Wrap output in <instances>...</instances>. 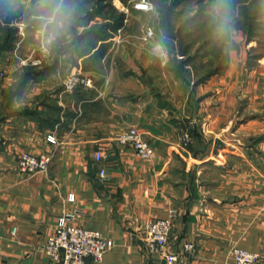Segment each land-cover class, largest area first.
<instances>
[{
  "label": "crops",
  "instance_id": "obj_1",
  "mask_svg": "<svg viewBox=\"0 0 264 264\" xmlns=\"http://www.w3.org/2000/svg\"><path fill=\"white\" fill-rule=\"evenodd\" d=\"M44 10L24 6L9 26L26 25L29 33L0 54V68L9 72L0 82V264H60L42 248L58 216L73 210L81 213L76 224L100 231L111 246L93 264H227L234 248L258 253L254 264H264V56L254 51L256 40L241 48L240 35L225 68L202 80L170 62L156 70L136 54L112 53L117 30L100 56L68 48L54 63L52 48L28 75L10 53L18 43L27 53L40 44ZM96 20L59 24L55 44ZM37 48L23 58L37 56ZM241 49L249 59L236 62ZM76 71L91 84L68 91L63 79ZM131 126L153 146L150 159L117 142ZM184 132L192 139L186 147ZM24 154L51 161L26 174L18 167ZM170 215L172 263L144 244L147 225Z\"/></svg>",
  "mask_w": 264,
  "mask_h": 264
},
{
  "label": "rangeland",
  "instance_id": "obj_2",
  "mask_svg": "<svg viewBox=\"0 0 264 264\" xmlns=\"http://www.w3.org/2000/svg\"><path fill=\"white\" fill-rule=\"evenodd\" d=\"M166 1L168 12L163 23L162 15L157 11L156 6L153 11L138 7L141 0H105V3H101L103 9L100 13L95 12L100 0H0V46L5 41L3 40L4 37L9 32L14 31L13 27L3 25L7 10H14L19 3H23L25 7L35 8V4H37L39 8L45 9L41 18L42 28L45 26V29L52 31L56 37L61 31V27L70 24L77 25L79 22L81 24L85 23L86 21L83 19L84 11L92 13V18L93 16L97 17V22H102L105 17L112 19L116 17L117 13L124 11L123 25H126L124 28H118L117 41L116 44L113 43L112 45L114 46L112 53L130 52L136 54L138 59L142 57L145 60L147 59L150 67L156 70L163 66L169 67V62L171 63L170 67L174 68L178 65L175 59L182 60L185 61L183 68L191 75L193 74L195 80L206 79L205 75L210 66L212 69L217 67L224 55L227 57L226 65L229 57L228 53L232 48H236L234 45L236 46L237 38L240 35L242 37L239 38L241 39V48L243 42L254 38L257 42L254 51L264 56V0H179L176 4L173 3L175 0ZM77 8L80 9L79 12L81 13L79 15L82 18L74 15L73 11ZM91 9L94 11L91 12ZM224 17H226V21L223 19ZM209 21L217 25L218 28L206 30L210 25ZM59 24L61 27H59ZM147 27L153 28L155 36L144 40L142 35ZM27 33L29 32H27L25 25V27L17 29L14 36L16 39L17 35H22L24 38L27 37ZM34 34L31 33L32 37ZM212 36L216 37L219 46L222 45L220 56L214 55L213 52L207 53L210 47L208 41ZM30 37L27 39L31 42ZM122 37L124 38L122 39ZM156 37L164 40V42L166 41V46L162 45V48L157 46L159 43H157L158 39ZM38 45L36 47H39ZM24 47L22 43H18L15 51L12 54L10 53L12 59L14 57L23 58L22 54L26 52ZM36 47L32 45L33 49H36ZM33 49L31 52L26 53L30 55ZM180 50L182 54H180ZM246 55L244 59L245 53L241 49V53L237 51L234 55V60L239 62L243 58V62L244 60L247 61L249 58L248 54ZM160 61L165 64H160ZM4 65L2 64L1 67L3 68L0 69H7Z\"/></svg>",
  "mask_w": 264,
  "mask_h": 264
},
{
  "label": "built area",
  "instance_id": "obj_3",
  "mask_svg": "<svg viewBox=\"0 0 264 264\" xmlns=\"http://www.w3.org/2000/svg\"><path fill=\"white\" fill-rule=\"evenodd\" d=\"M138 7L153 11L155 4L153 0H141L138 3ZM153 36H155L153 28L147 27L142 38L148 40L153 38ZM55 40V34L52 31L45 30L37 48L38 55L22 58L20 63L31 66L41 65L50 58V51ZM6 76L7 72L0 69V81L5 79ZM90 84V78L79 71L72 72L63 79V86L68 91ZM116 140L119 144L131 148L140 158L150 159L154 154L153 146L143 138L142 133L135 126H131L120 133ZM47 141L55 142L52 136H48ZM179 141L185 147L192 143L191 137L186 132L180 134ZM95 158L100 160L102 154L100 152L95 153ZM50 161V155L38 157L24 154L18 161V167L23 173L32 174L46 170ZM100 175L102 178L105 177L103 169L100 171ZM68 201L73 202L74 195H69ZM80 214L79 210H73L58 216L57 229L48 237L42 248L52 262L60 264H93L94 262H100L105 253L110 250L111 246L100 231L87 229L76 224ZM172 222V215L165 219L152 221L147 225L144 235V244L149 252L161 255L168 263L176 260V256L166 250ZM185 248L190 251L193 249V245L188 244ZM258 259V253L234 248L231 251V260L227 264H254Z\"/></svg>",
  "mask_w": 264,
  "mask_h": 264
},
{
  "label": "trees",
  "instance_id": "obj_4",
  "mask_svg": "<svg viewBox=\"0 0 264 264\" xmlns=\"http://www.w3.org/2000/svg\"><path fill=\"white\" fill-rule=\"evenodd\" d=\"M179 0H175L173 3L176 4L178 3ZM101 3H105V0H100L99 4L96 6L95 12L100 13L103 9V6ZM167 1L166 0H158V3L155 4L157 11H159V13H161L162 15V21L164 23V20L167 18V12L168 9L166 7L167 5ZM80 5V4H79ZM169 6V5H168ZM77 7V6H76ZM10 11H12L11 9L7 10L8 14ZM80 9H74L73 13L75 16L77 17H81L79 14L81 12H79ZM94 10L91 9V12H93ZM79 12V13H77ZM85 15L83 17V19L85 20H90L91 14L87 11L83 12ZM82 18V17H81ZM123 21H124V14L123 13H117L116 17L112 18V19H108L107 17H105L103 19L102 22L94 24L92 26H90L87 29H84L81 33H78V31L73 28V38L68 41L63 43V45H58L55 44L54 41V45H53V49H54V63H56L58 57L66 50V49H71L75 54L81 56V55H89V54H93L95 56H100L101 54H103L104 52V47H105V42L106 40H108L109 38H111L112 32H115L116 30H118V28H120L123 25ZM209 26L206 28V30H215L218 28L217 25H215L214 23H210L209 21ZM4 26H8L9 25L5 24ZM163 26V24H162ZM14 32H16V30L14 29V31L9 32L7 36L4 37L3 40H5L1 46H0V54L5 52L6 50H9L10 47H12L13 44V40L16 39V37L14 36ZM215 32V31H214ZM216 34V32H215ZM210 44V47L207 51V53L209 52H213L214 55L216 56H220L221 54V50H222V45L219 46L218 45V40L216 39L215 36H212L210 38V40L208 41ZM222 56V55H221ZM227 60L226 55H224L223 57H221V61L220 64L215 67V68H210L208 69L207 74L205 75L206 78L221 72L224 68H225V62ZM185 61L180 60L178 62V65L175 66L176 70H181L183 68ZM27 74L31 75L33 74V72H31V69L29 68V66L27 67ZM12 95V92L9 93V98ZM8 106H9V102H6V106H4V112H6V114H8ZM2 114H0V121Z\"/></svg>",
  "mask_w": 264,
  "mask_h": 264
},
{
  "label": "water",
  "instance_id": "obj_5",
  "mask_svg": "<svg viewBox=\"0 0 264 264\" xmlns=\"http://www.w3.org/2000/svg\"><path fill=\"white\" fill-rule=\"evenodd\" d=\"M153 2L155 4H157L158 0H153ZM23 9H24V4L23 3H19L16 9L10 11L5 16L4 23L7 24V25H12L15 20L19 19L22 16ZM180 54H182L181 50H180Z\"/></svg>",
  "mask_w": 264,
  "mask_h": 264
},
{
  "label": "clouds",
  "instance_id": "obj_6",
  "mask_svg": "<svg viewBox=\"0 0 264 264\" xmlns=\"http://www.w3.org/2000/svg\"><path fill=\"white\" fill-rule=\"evenodd\" d=\"M226 21V17L223 18Z\"/></svg>",
  "mask_w": 264,
  "mask_h": 264
}]
</instances>
